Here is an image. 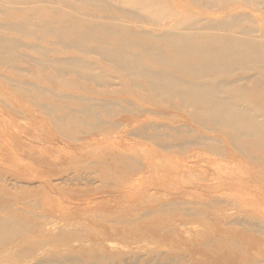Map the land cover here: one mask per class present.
<instances>
[{
  "label": "rangeland",
  "instance_id": "rangeland-1",
  "mask_svg": "<svg viewBox=\"0 0 264 264\" xmlns=\"http://www.w3.org/2000/svg\"><path fill=\"white\" fill-rule=\"evenodd\" d=\"M3 22L0 39L39 46L0 49V264H264V152L129 81L62 74V56H99Z\"/></svg>",
  "mask_w": 264,
  "mask_h": 264
},
{
  "label": "bare ground",
  "instance_id": "bare-ground-1",
  "mask_svg": "<svg viewBox=\"0 0 264 264\" xmlns=\"http://www.w3.org/2000/svg\"><path fill=\"white\" fill-rule=\"evenodd\" d=\"M181 2L3 0L0 15L8 31L52 36L67 50L99 56L96 64L88 58L62 56V74L69 68L86 72L99 82L107 80L112 91L129 81L151 101L164 105L170 99L177 101V106L169 108L184 112L189 125L195 121L209 132L218 131L232 144L264 152V27L257 25L263 15L254 14L264 10V0H188L220 13L217 17ZM20 8L25 12L20 13ZM110 10L115 14H109ZM12 14L18 18L6 19ZM4 38L0 49L12 53L17 45L39 46L23 44L13 36ZM125 40L129 43L124 45ZM58 61V56L46 58L56 72ZM101 63L110 65L112 71L100 70ZM154 64L159 68H153ZM237 136L254 141L242 142Z\"/></svg>",
  "mask_w": 264,
  "mask_h": 264
}]
</instances>
